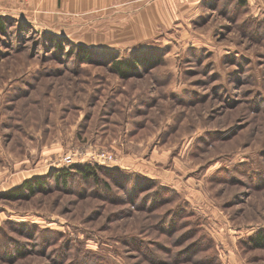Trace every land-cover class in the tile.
<instances>
[{
	"label": "rangeland",
	"instance_id": "374dc122",
	"mask_svg": "<svg viewBox=\"0 0 264 264\" xmlns=\"http://www.w3.org/2000/svg\"><path fill=\"white\" fill-rule=\"evenodd\" d=\"M199 11L132 43L120 13L82 43L0 15V264H264L247 241L264 231V0ZM145 55L161 62L110 67Z\"/></svg>",
	"mask_w": 264,
	"mask_h": 264
},
{
	"label": "crops",
	"instance_id": "0c3cea01",
	"mask_svg": "<svg viewBox=\"0 0 264 264\" xmlns=\"http://www.w3.org/2000/svg\"><path fill=\"white\" fill-rule=\"evenodd\" d=\"M203 2L204 0H0V15H11L34 28L59 36L71 35L80 41V30L115 28L116 26L99 22H115L120 13L125 21L122 27L140 31L135 37L124 36L125 41L132 43L147 37L145 29L171 28L196 16ZM96 36L92 37L94 42H88L93 44L102 41Z\"/></svg>",
	"mask_w": 264,
	"mask_h": 264
},
{
	"label": "trees",
	"instance_id": "16d2710c",
	"mask_svg": "<svg viewBox=\"0 0 264 264\" xmlns=\"http://www.w3.org/2000/svg\"><path fill=\"white\" fill-rule=\"evenodd\" d=\"M237 4L243 5L245 3V0H236ZM9 19L5 18L4 16H0V30L4 29V23H6ZM20 23V21L18 22ZM43 34H49L47 32H42ZM82 49H85L83 46H78V52L77 56L80 58L81 61H86L90 58L89 52L86 50V52L82 51ZM82 51V52H81ZM81 54H80V53ZM78 58V59H79ZM161 62V58L158 56H141V57H130V58H116L112 59L110 63V67L116 71L117 74H119L121 77H127L132 71L135 72L136 69L139 67L138 65L146 66L147 68L152 67L154 65H157ZM81 162V161H80ZM83 162V161H82ZM75 163V162H74ZM73 163V164H74ZM71 164V165H73ZM70 166V165H69ZM65 166V167H69ZM74 169L76 172H78L82 176H88L89 178H94L96 176L95 170L96 166L92 165L90 162L88 163H82L74 165ZM64 172V168H61L60 170H56L52 177L59 180L61 178V173ZM65 174L67 172H64ZM45 176L42 175H36L31 178L24 179L20 184L16 185L15 187L9 189L5 195L8 197H16L21 196L27 192L29 196L34 194L38 190H42L45 187ZM247 241L251 243L255 247H262L264 245V231L262 229L256 230L253 235L249 236L247 238Z\"/></svg>",
	"mask_w": 264,
	"mask_h": 264
},
{
	"label": "built area",
	"instance_id": "2783aa9c",
	"mask_svg": "<svg viewBox=\"0 0 264 264\" xmlns=\"http://www.w3.org/2000/svg\"><path fill=\"white\" fill-rule=\"evenodd\" d=\"M20 1L26 2V1H29V0H20ZM111 158H112V155L108 154V153H104V154H98L97 153L95 155H91V156L87 157L88 160H91V161H94V162H97V163H103L106 160H110ZM61 162H62L63 166L71 165L72 163L75 162L74 155L72 153L64 154L61 157Z\"/></svg>",
	"mask_w": 264,
	"mask_h": 264
}]
</instances>
